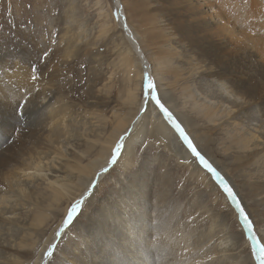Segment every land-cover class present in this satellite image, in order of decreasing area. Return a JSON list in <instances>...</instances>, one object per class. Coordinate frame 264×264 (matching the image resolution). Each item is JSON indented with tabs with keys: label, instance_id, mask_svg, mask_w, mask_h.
Segmentation results:
<instances>
[{
	"label": "rangeland",
	"instance_id": "374dc122",
	"mask_svg": "<svg viewBox=\"0 0 264 264\" xmlns=\"http://www.w3.org/2000/svg\"><path fill=\"white\" fill-rule=\"evenodd\" d=\"M121 1L138 45L151 66L162 71L160 75L164 82L170 83L167 85L169 93L171 98H175L178 109L191 117L194 114L188 107L181 106L180 96H173V90L192 88L199 102L214 101L217 108L221 104L218 98L211 99L206 94L212 91L218 93L217 80L229 89L235 76L225 77V74L237 65L235 60L239 51L252 54L255 63L262 65L258 52L264 51V0ZM71 2L74 8H70ZM113 3V0H0V101L7 105L0 107V118L11 126L15 125L17 114L14 109L19 98H29L31 84L36 86L49 82L46 88L49 96L47 108L43 113L45 131L39 130L45 139L42 148L38 149L41 151L38 155H46L40 164L42 169L39 173L29 170L28 176L22 174L21 187L28 195L23 206L15 205L13 212L9 205L1 208L9 212L0 215L3 218L10 216L14 229H18L9 238L10 244H7L9 241L3 242L12 246L8 248L14 255L20 238L25 234L27 243H33L28 245L27 253L33 252L34 246L49 234L54 222L61 216V209L67 202L70 203L66 197L68 201L63 200L51 212L49 219L52 220L47 221V226L35 227L32 224L34 215L46 204L43 196L51 191L50 181L55 175L63 173L60 167L64 162L77 161L78 151H84L97 139L104 140L126 114L125 99L128 89L135 86L138 66L116 22ZM197 59L202 67L196 64ZM207 66L218 69L216 79L206 76ZM87 94H92L96 101L85 105L83 101ZM222 104L223 107L237 104L231 106L233 113L246 109L247 105L237 97L233 98L232 104L227 101ZM255 112L253 109L250 115L244 114L241 121L237 120L240 125L234 121L233 126L238 125V128L234 127L240 130L247 127L261 136L255 140L261 147L264 122L259 112ZM166 120L176 127L170 117ZM195 120L196 136L236 180L235 166L229 161L237 151L229 146V141L225 144L223 141L226 130L232 124L227 117L220 118V113L216 126L203 119ZM49 128H57L62 132L61 136L49 132ZM24 131L29 134L34 132L29 125L24 127ZM149 132L141 134L139 140L131 144V151L121 164L113 167L93 188L90 200L80 206L77 218H73L74 221L51 250L53 253L48 258V264H124L126 257L122 245L125 239L118 238L123 224L125 228L133 222L136 226L143 225L146 230L144 233L141 231L143 235L139 240L142 242L149 230L164 227L171 218L184 230L175 233H188L191 240L202 243L195 246L194 252L202 250L204 256L193 258L192 264L216 262L217 258L225 260L227 255L210 254L217 250L220 235L228 237L229 244L235 243L234 249L227 250L226 254L233 252L235 259L240 257L245 264H258V249L246 235L249 246L241 236L240 226L243 231L245 229L238 209H234L238 217L235 219L221 199V193H224L220 181L208 172L207 164H202L193 152L198 161L197 167L212 175L221 193L219 190L213 192L203 179L196 178L191 170L192 164L189 168L179 162ZM57 150L66 155L55 157ZM89 152L85 153L83 161ZM241 168L247 177L243 178L245 181L236 182L248 181L255 185L264 182V166L258 164ZM250 175L252 177L248 178ZM71 187L69 194L76 191L74 184ZM158 190L162 191V200L157 197ZM249 206L253 213L258 211L251 203ZM212 220L215 221L214 230L210 229ZM258 225L260 229L264 228L260 223ZM252 231L256 234L254 229ZM9 232L0 229V242ZM209 233H214V236L204 239ZM148 243L154 247L158 242L152 236ZM164 248L168 249V246ZM8 257L14 259V256ZM177 258L183 260L185 256ZM147 259L153 261L154 258ZM5 262L6 259L0 257V264ZM20 264L30 262L26 260Z\"/></svg>",
	"mask_w": 264,
	"mask_h": 264
},
{
	"label": "bare ground",
	"instance_id": "6f19581e",
	"mask_svg": "<svg viewBox=\"0 0 264 264\" xmlns=\"http://www.w3.org/2000/svg\"><path fill=\"white\" fill-rule=\"evenodd\" d=\"M113 2L117 17L116 22L123 31L127 48L135 55L138 66L135 86L134 88L128 89L127 98L125 99L127 106L126 114L121 117L116 127L104 140L97 139L95 143L86 146L84 151H78L79 159L77 161L74 163L64 162L60 167L63 169L62 172L64 174L55 175V178L50 181L51 191L43 196L46 204L34 215L32 224L35 227L41 225L43 227L47 226V221L52 220L49 219L51 212L63 200L66 201V197L70 203L67 202L68 204L61 209V216L54 222L49 234L34 246L33 252L29 249L30 253H27L28 245L33 243H27L26 234L19 240V247H17L15 252L16 255L9 251L8 247H12L11 245H7L10 244L9 238L14 236V231L18 229H14L10 216L6 215L3 218L0 215V229L10 230L9 233H6L2 237V241L0 242V257L6 259V264H20L21 261L26 260L30 264H48L49 257L53 253L51 250L56 242L65 234L71 221L79 212L80 206L90 200L97 184L100 183L105 175L111 172L113 167L121 164L124 157L131 151V144L138 141L141 134L146 131H151L149 134L155 138L156 142L162 147H165L168 152L172 153L179 162L187 164L188 166L192 164L193 169L191 170H193V175L196 178L203 179L205 184L213 192H217L219 189L216 181L213 182V177L211 178L212 175L209 173L211 172L217 177V180L222 183V186L219 185L224 193L222 195L219 190L221 199L225 203L226 209L230 211L229 213L237 219V213L234 209H238L242 224L243 219L247 222L246 218L248 215L250 216H248L250 218L249 225L246 226L245 223L243 224L245 231L240 226L241 222L239 224L241 236L248 246L247 237L249 238L260 253V256L258 255V264H264V228L260 229L258 225L260 223L264 226V182L257 185L251 184L248 181L240 183V181L247 177V174L241 167L258 166V164L264 166V142L261 147H258L259 144H256L255 140L261 136L255 135L247 127L243 128L242 126L244 125L242 124L240 126L242 127L241 130L240 128L235 129L238 126L235 125L239 124L237 120L241 121L240 119L244 114L246 116L250 115V111L253 109L259 112L258 115H260L264 122V51L261 50L258 52V58L262 62V65L255 63L256 60L252 54L246 55L242 50L239 51L235 60L237 65L225 74V77L235 76V80L231 81L229 89L227 85L217 80V84L215 83V85H217L218 93L212 91L206 94L211 99L218 98L221 104L226 101L232 104L234 97L240 98L245 104L247 103L248 107L246 105V109H240L233 113L231 108L237 104L231 105L232 107H223V104H217L218 106L216 108L214 101L203 100L199 102L192 88H180L176 92L173 90V96H180L181 106L186 107V109L188 107L191 114H194L191 117L188 115L189 113H184L178 109L179 107L177 106L175 98H171V94L169 93L170 91L167 85L170 83L166 84L164 82L165 79L163 80L160 75L162 71L159 72V70L151 66L145 52L138 45L136 34L127 22L123 2L121 0H113ZM69 6L70 8H74L72 2ZM260 52L261 55L259 57ZM197 60L196 64L198 67H202L203 65H200L201 61L199 59ZM215 75H218V69L216 70L211 66H207L206 76L216 79ZM48 83V81H45L36 86L35 84H31V95L29 98L23 96L19 98L17 106L14 109L17 114L15 125L11 126L4 119L0 118V213L2 214L9 212L7 209L2 210L8 205L12 208L11 212H13L15 205L19 204L23 206L25 204L24 198L28 197V195L21 187L22 174L27 175L30 173L28 172L29 170H32L33 173H39L42 169V165L40 166L43 162L42 158H46V155H38L41 152L38 149L42 148L45 140L42 137V133H39V130L45 131V118L43 113L47 108L46 102L49 97L46 93ZM229 95L234 97L231 99ZM95 99L92 94H87L83 102L85 105H89L96 101ZM3 106L7 107L4 102L0 101V107ZM219 113L220 118L227 117L228 122L232 124L228 129L226 127L227 130L223 141L224 144L226 141H229V146L237 151V154L229 162L235 166L233 170L237 174L236 180H240L239 183L227 172L223 163L209 153L208 148L195 134V127H197L195 122L196 118L213 122L216 126L218 125L216 122L219 119ZM166 117H170L174 121L175 126L178 127L177 129L180 132L176 127L167 123ZM234 121L237 122L234 125L235 127L233 126ZM26 125L33 128L34 132L30 134L25 132L24 127ZM49 132L57 135V137H60L62 134L57 128H49ZM46 141L48 142L49 140ZM99 142L100 144L98 145ZM224 147L225 145L223 146V150H225ZM240 150L241 153H238ZM87 152L89 154H87L85 161H83L82 158ZM193 152L197 154L202 164H207V167L210 169L208 170V172L210 171L209 173L197 167L198 161H196ZM76 154L75 156H77ZM55 155H57L55 157H64L66 154L57 150ZM53 158H51V162ZM29 159H33V161H28ZM113 162L115 163L113 164ZM33 163L35 164L34 166ZM250 177L252 176L250 175L248 178ZM71 184L75 185L76 191L69 194L68 191L72 188ZM15 186L16 189L14 188ZM156 192H158V194L156 193L158 199L162 200L164 198L162 191L158 190ZM247 200L257 208L258 211L256 213L251 211ZM213 225H215L214 220L211 222V230H214L216 227ZM23 227L24 223H22V232H24ZM253 229L256 234L253 233ZM145 230L143 225L136 226V223L133 222L127 228L123 224V230L121 229L118 232V238L125 239L122 245L123 253L126 257L124 264H192L193 258L204 256L202 250H198L199 252L196 253L194 252L196 247L202 243L191 240L188 233L185 235L175 233L184 230L172 218L164 227L152 231L149 230L141 242L139 240L140 235H143L142 232ZM214 232H217V230ZM31 235L32 233H30V238L32 237ZM152 236L158 242L154 247L148 243L149 238ZM212 236H214V233H209L204 236V239L208 240ZM227 238L220 235L217 242V250L210 253L217 256L227 255L225 260L217 258L216 262L210 261L205 264H245L244 259L242 260L240 257L235 259V253L230 252V255L226 254L227 250L234 249L235 244H229ZM3 242H7V244ZM166 246H168V249L164 248ZM180 251L183 254H178ZM5 254L8 255L6 256ZM181 255L185 256L183 260L177 258ZM8 256H14V259L11 260ZM148 257L151 259L154 258L153 261L148 260Z\"/></svg>",
	"mask_w": 264,
	"mask_h": 264
},
{
	"label": "water",
	"instance_id": "95a60500",
	"mask_svg": "<svg viewBox=\"0 0 264 264\" xmlns=\"http://www.w3.org/2000/svg\"><path fill=\"white\" fill-rule=\"evenodd\" d=\"M178 128V127H177ZM198 158V157H197ZM199 159V158H198ZM200 160V159H199ZM207 166V165H206ZM219 184L222 186V183L219 182ZM245 223L246 226H248V222H246L244 219H243V224ZM250 231V230H249ZM250 233V232H249Z\"/></svg>",
	"mask_w": 264,
	"mask_h": 264
}]
</instances>
